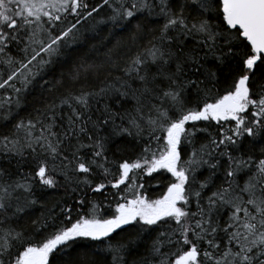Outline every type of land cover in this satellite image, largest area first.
I'll use <instances>...</instances> for the list:
<instances>
[{"label":"snow or ice","instance_id":"obj_1","mask_svg":"<svg viewBox=\"0 0 264 264\" xmlns=\"http://www.w3.org/2000/svg\"><path fill=\"white\" fill-rule=\"evenodd\" d=\"M132 23L139 47L123 64L83 59L44 81L47 101L20 115L85 25ZM0 64V89L14 94L0 101V126L11 123L0 156L18 158L16 173L0 167V264H57L81 238L102 247L64 264H98L89 257L101 251L108 264H264V0H0ZM202 121L217 127L197 145ZM120 137L144 140L135 159L110 161L125 150L110 147ZM97 169L106 182L92 186ZM161 170L174 180L160 198L136 191L137 176ZM57 176L94 192L126 185L132 197L109 215L81 199L74 222L66 207L64 219L41 213L25 229L36 185L55 188ZM153 230L147 255L129 259Z\"/></svg>","mask_w":264,"mask_h":264},{"label":"trees","instance_id":"obj_2","mask_svg":"<svg viewBox=\"0 0 264 264\" xmlns=\"http://www.w3.org/2000/svg\"><path fill=\"white\" fill-rule=\"evenodd\" d=\"M103 13V10H102ZM90 23L94 24L95 21H92L89 18ZM135 30V24H129L126 27H113L110 24H99L94 29L91 28L90 24L85 25V30L83 31L82 36L78 39L76 43L70 44L65 48V55L58 57L56 62L49 66L47 70L42 74V77H38V83H36L26 94L25 107L21 110L20 115H28L34 113L36 109H39L49 98V93L45 91L44 81L53 82L58 80L61 77L62 73H66L67 70L74 66L75 63L83 60H95V61H104L107 55L112 54L119 57V62L121 64L131 55L135 53L139 47V42L131 39L132 34ZM148 33H145L144 40L146 42ZM12 55L22 57L24 53L18 52L13 49ZM5 72V66L0 64V76ZM227 68L220 69L221 79L225 78ZM118 74V73H114ZM19 86V85H17ZM8 96H14L10 88L0 89V101L4 100ZM102 107V105H101ZM115 108H119V103L114 105ZM202 127H207V132H197L195 141L197 145L202 142H205L209 134H215L216 125L215 122H199ZM11 128V123L8 122L0 126V133H6ZM145 139H147L145 137ZM155 143V142H153ZM144 140H134L131 137H120L118 138L113 145H110L113 151H116L117 145L123 146V152H116V156L113 157L110 155V161L112 159H135L137 154L140 152ZM184 148V145L181 146ZM259 153H257L258 155ZM184 153L182 152V158ZM18 158H5L0 156V167L10 169L13 173H16L18 165ZM30 159V158H27ZM112 171L115 172L116 168L114 165H110ZM33 165L31 163H21L19 165V171L21 173H26L31 171ZM96 174L91 176L92 186L95 184L104 181L106 178L102 170H95ZM131 175V174H130ZM197 175H201L198 173ZM57 179L60 181V184L55 188H41L38 184L36 185L35 198L40 202L35 207L29 210L26 217L20 221V225L27 230H31L32 221L40 218L41 213L45 216H52L56 221L65 218V213L61 211L62 208H72L71 212L72 221L77 218V215L84 210V207L80 205L79 201L85 199L86 201H95L102 204L103 214L109 215L115 211L116 203L123 202L120 198L121 196L127 195L129 198L132 197V191H129L126 185H121L120 189L112 188L110 185L102 190L101 192H94L88 186L76 187L74 184L69 186L67 182L64 181L63 177L57 176ZM107 179H115V177H108ZM174 178L171 177L170 173L161 170L159 172L153 173L151 176L143 174L142 176L136 177V183H143V188H138L136 191L147 196L149 199H158L166 191L169 183L173 181ZM76 188L75 191L72 189ZM123 190V191H122ZM51 210V211H50ZM52 221L49 220V224ZM65 223H68L65 220ZM127 227V226H126ZM44 231V229H41ZM130 233L125 232V236ZM115 235V234H114ZM157 235L156 231H151L145 234L144 242L140 243L136 248L132 250L131 256L129 259H139L140 257L146 256L151 238H154ZM123 238V237H120ZM102 243L100 241H91L89 239H78L73 243V247L67 249L66 251L71 255H66L65 253H59L57 256V264H64V262L73 260L77 258V254L83 255L85 252L91 253L100 249ZM175 251V249H173ZM56 255V254H54ZM90 260L98 262V264H108L110 261V255L105 252H100L99 256H90ZM51 264V258H50Z\"/></svg>","mask_w":264,"mask_h":264}]
</instances>
